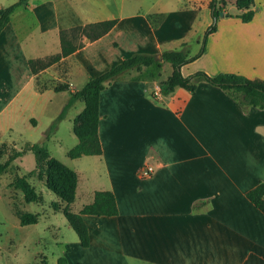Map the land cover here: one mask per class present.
<instances>
[{
	"label": "crops",
	"instance_id": "crops-1",
	"mask_svg": "<svg viewBox=\"0 0 264 264\" xmlns=\"http://www.w3.org/2000/svg\"><path fill=\"white\" fill-rule=\"evenodd\" d=\"M15 1L0 0V8ZM129 6L117 3L110 18L118 22L109 32L85 38L56 63L71 90L135 52L181 46L199 13L188 2ZM253 8L250 21L222 20L191 62L206 61L201 67L210 74L264 79V0ZM94 9L74 0H30L13 12L0 32V122L10 119L7 129L21 116L29 128L44 122V132L61 112L67 93L38 91L28 60L61 52V29L102 20ZM153 13H164L157 26L149 20ZM133 75L125 72L101 91L102 153L76 158L89 170L71 166L78 173L76 199L90 195L82 207L97 190L112 191L118 207L116 215H84L90 245H81L77 264H264V212L247 197L264 180V108L241 106L206 81L194 92L177 87L163 95L157 81Z\"/></svg>",
	"mask_w": 264,
	"mask_h": 264
},
{
	"label": "trees",
	"instance_id": "trees-1",
	"mask_svg": "<svg viewBox=\"0 0 264 264\" xmlns=\"http://www.w3.org/2000/svg\"><path fill=\"white\" fill-rule=\"evenodd\" d=\"M225 3V0H220ZM219 0H211L209 5L212 9L213 17L218 18L223 6L219 5ZM30 0H16L15 2L0 8V32L8 24L13 12L18 7H27ZM255 0H235V5L242 12L237 16L242 21H250L254 18L253 8ZM227 14V13H225ZM164 18V13H153L149 15V20L153 26H157ZM118 22L117 17L106 18L98 21L79 24L60 31L61 52L46 55L44 57L30 58L29 66L35 75V87L38 91L52 88L59 93H67L65 104L52 121L50 126L43 133L42 141H28L25 146L17 148L8 147L6 141L0 144V174L3 173L12 162L24 156L27 152H33L36 165L26 175H16L13 184L19 188L28 202L41 200V195L27 180L29 176H37L44 179L46 186L61 197L66 205L63 212L70 225L77 232L80 243L83 247L90 245V232L84 219L85 214L97 215H116L118 207L115 196L110 190H97L94 200L82 207L79 211L71 209V204L76 199L78 173L62 160L52 156L44 141L48 139L69 109L78 101L84 102V108L75 118L74 132L78 137V142L68 150L71 158H78L83 155H99L102 153V145L99 138V119H100V94L101 91L115 78L125 72L137 71L133 75L134 79L146 82L157 81L160 85V92L163 95L172 93L177 87H184L194 92L198 84L202 81L221 87L234 101L241 106H256L264 108V79L251 78L242 73L233 71H220L217 74H210L204 69H197L190 74H184L182 66L200 57L207 47L209 35L216 31L217 23L208 26L201 39L199 50L190 55L189 50L183 46L189 41L181 43L180 48L165 49L160 54L148 52H135L122 58L118 63L111 66L104 72L90 76L87 82L79 89L71 90L69 81L61 80L53 85L41 84L38 81L40 72L59 62L62 58L72 54L75 50L85 44L83 36L87 40H95L109 32ZM169 62L173 66L172 72L165 79H162L163 63ZM62 79V78H61ZM35 122V121H33ZM8 152V157L1 161V157ZM247 197L264 212V180L251 188L247 192ZM15 213L20 219V223L30 224L38 222V215L27 213L15 209ZM59 264H69L66 256L59 258Z\"/></svg>",
	"mask_w": 264,
	"mask_h": 264
},
{
	"label": "rangeland",
	"instance_id": "rangeland-1",
	"mask_svg": "<svg viewBox=\"0 0 264 264\" xmlns=\"http://www.w3.org/2000/svg\"><path fill=\"white\" fill-rule=\"evenodd\" d=\"M210 1L74 0V3L78 6H95L94 17L102 19L112 16L113 7L117 3H124L127 6L130 5L129 7L131 8H142L143 10L155 9L163 3H169L171 7H176L184 2H188L193 6L195 5L199 11L198 19L189 35V41L183 46V49L189 50L190 55H192L201 46V42L199 45L196 40L199 37L201 41L205 30L208 28V22H211L210 24L216 22L218 27L224 19H227V21L240 19L237 13L242 12V10H239L235 5V0H225V3L219 0V5L223 6V11H220L218 18L213 17L212 9L209 5ZM175 12H178L177 9H175ZM85 38V36L82 37L83 40ZM125 46L126 48H130L129 43H126ZM165 48H180V46L177 42H170L165 45ZM204 64L207 65V62L196 61L186 63L182 66V71L185 74H190L199 68L202 69L203 67L201 66H204ZM172 69L171 63H163L161 78H167ZM132 73L135 75L137 71L133 70ZM75 76L72 75L70 77L71 81L74 82L73 84L79 82V79ZM61 80H66V71L64 66H57L56 64L40 72L38 75V81L41 84L53 85ZM83 105V101H79L78 104L72 106L44 143L52 156L62 160L68 166L76 168L86 166V170H89L90 167L87 162L71 158L68 154V150L78 141V137L74 132V125L75 118ZM23 119L21 116L16 117L13 120V127L9 129L6 128V124L11 122L10 119L8 120L7 118L3 122H0V144L6 141L5 143H7L8 147L15 145L17 148H21L28 141L43 140L42 135L44 132L42 129L45 128V123H39L35 128H29ZM7 157L8 152L1 157V161H4ZM35 165L36 159L34 153L27 152L24 156L15 159L11 166L0 174V264H59L58 260L61 256H66L69 264H77V261L82 260V246L77 232L70 225L63 212V208L66 205L65 201L46 186L44 179H39L37 176H29L27 180L40 193V201L28 202L23 192L13 184L16 175H26ZM86 179L82 178L85 181ZM89 198L90 195H84L82 192L79 193L75 202L71 204V209L78 211ZM15 209L38 215V222L21 224L18 215L15 213Z\"/></svg>",
	"mask_w": 264,
	"mask_h": 264
},
{
	"label": "built area",
	"instance_id": "built-area-1",
	"mask_svg": "<svg viewBox=\"0 0 264 264\" xmlns=\"http://www.w3.org/2000/svg\"><path fill=\"white\" fill-rule=\"evenodd\" d=\"M152 171V168H149L148 170H147V173H150Z\"/></svg>",
	"mask_w": 264,
	"mask_h": 264
},
{
	"label": "water",
	"instance_id": "water-1",
	"mask_svg": "<svg viewBox=\"0 0 264 264\" xmlns=\"http://www.w3.org/2000/svg\"><path fill=\"white\" fill-rule=\"evenodd\" d=\"M158 56H159L160 58H162V55H161L160 53L158 54Z\"/></svg>",
	"mask_w": 264,
	"mask_h": 264
}]
</instances>
